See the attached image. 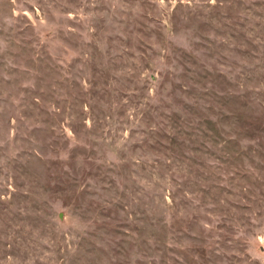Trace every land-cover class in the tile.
Segmentation results:
<instances>
[{"label": "rangeland", "instance_id": "obj_1", "mask_svg": "<svg viewBox=\"0 0 264 264\" xmlns=\"http://www.w3.org/2000/svg\"><path fill=\"white\" fill-rule=\"evenodd\" d=\"M0 264H264V0H0Z\"/></svg>", "mask_w": 264, "mask_h": 264}]
</instances>
